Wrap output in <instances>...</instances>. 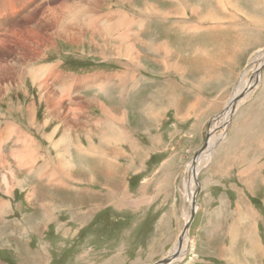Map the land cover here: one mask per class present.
Here are the masks:
<instances>
[{"label":"rangeland","instance_id":"rangeland-1","mask_svg":"<svg viewBox=\"0 0 264 264\" xmlns=\"http://www.w3.org/2000/svg\"><path fill=\"white\" fill-rule=\"evenodd\" d=\"M33 1L31 5L28 0L17 2L14 10L19 15H15L12 13L16 11L10 9L14 0H0V16L4 15L5 21L9 23L12 20L6 17L20 18L15 24L0 27V72H4L3 75L6 72L4 77L0 76V202L5 201V208H0L3 209L0 212V264H155L162 254V242L153 244L149 239L146 242L143 236L140 238L136 234L135 226L144 217L145 207L143 205L134 215L129 211L134 209L133 204L138 198L142 203L149 199L148 207L150 198L159 188L170 186L171 204L180 215L174 234L179 232V235L181 224H186L190 215L191 203L183 187L189 180L187 169L190 164L197 166L196 175L201 186L197 207L203 183L207 184L208 180L215 184L225 181L212 180L217 175L210 178L213 174L208 173L210 165L206 168L215 152L216 161H225L230 172L233 168L239 171L243 167L247 169L245 159L255 161V169L262 168L264 178L263 62L256 69L262 60L260 54L264 58V46L259 47L262 49L249 59L240 57L247 52L245 45L251 47L257 40L264 45V35L259 33L264 31V0H237L244 9L243 13L238 12V5L233 3L235 0H230L231 5L226 6L225 11L221 10L224 0H214L215 6L209 0H80L83 5H78L81 9L78 15L85 23L90 21L87 15L95 12L99 18L110 17L108 19L115 25L111 24L114 29L108 25L102 29L98 27V32H104V36L96 35L95 31L75 32L83 39L81 45L72 42L75 41L72 34L68 35L69 42L56 39L52 30L42 29L39 35L25 32L24 29L34 26L36 21L49 18L45 5L41 1ZM62 2L56 0L48 4L53 7ZM73 2L66 1V5L76 8L71 5ZM195 3L202 8L201 14L211 6L209 11L215 12L216 21L223 27L227 23L232 26L247 22L255 29V37L252 33L244 35L237 29L229 39L226 38L228 43L221 34L191 37L186 30L194 22L196 25L199 21L209 22L205 17L199 16V20L197 16H191V6ZM3 4L7 8L3 9ZM22 4L31 8L28 10L26 7L22 12ZM141 11L143 14L139 15ZM127 13L136 19L128 21ZM118 33H127L133 49L138 52L131 62L124 55L122 59L115 57L126 52L123 43L116 38ZM202 39L212 40V43H202ZM145 41H148L147 46L143 44ZM198 49L203 50V54L197 53ZM12 56L23 59L28 67L39 69L37 74L43 80L41 89L28 75L12 78ZM192 56H196V60ZM227 61L234 62L233 66H228ZM44 66H53L61 78L70 80L69 83L62 79L63 89L55 87L60 79L43 77ZM176 69L190 79V86H194L193 81L207 82L210 76L207 77L206 70L212 71V78L228 82V85L226 82L223 84L222 94L213 92L215 107L208 93H199L200 98L203 94L208 97L212 106V115L204 117L200 133H193L194 120L199 115H194L187 122L182 121L185 116L179 97L190 86L181 82L177 84ZM258 73L257 80L255 76ZM91 76H98L96 79L99 81L95 84L105 81L104 85H109V93L105 91L103 94L101 88L87 87L89 89H83L81 93L75 92L73 86L70 88L74 79L77 90H81L80 85ZM251 81L253 85L244 88ZM240 82L243 88L238 92ZM119 86L126 88L123 95L119 94ZM254 93H260V96L246 105L249 111L243 121L239 116L235 120L234 112L241 104L245 105L248 98H253ZM244 96L240 104L231 103ZM173 110L177 111L176 116H173ZM201 111L200 106L197 114ZM181 112L182 117L179 116ZM255 126L259 127L258 139L262 141L254 142ZM191 127L192 130L188 131ZM191 135L192 138L187 137ZM207 141L209 146L193 162L192 157L205 147ZM253 143L259 146H252ZM110 156L115 160L111 161ZM163 166L166 168L160 173ZM255 181L254 176L249 183L242 181L245 185L240 184L241 188L246 186L247 189L243 190L248 192V196L239 195V204L253 205V211L248 209L245 212L247 208L243 209V205L238 210L243 209L240 213L245 221L246 217L257 218L255 223L259 222L258 233L264 249V180L258 191L253 190ZM193 187V194L194 191L197 193L195 183ZM251 192L257 195H251ZM154 203L159 205L160 202ZM120 208L125 212H118ZM154 208L152 204L151 209ZM156 220L154 215L153 222ZM170 234L164 229V235L159 238L166 236L171 240ZM186 235L192 243L183 242L179 252V255H184L181 264L196 260V256L189 254L193 249V229L188 228ZM177 243L178 240L176 243L173 241L164 258L171 252L175 253ZM248 258L247 264H251L253 257L248 255ZM210 261L218 264V257ZM260 261L264 264V257L252 264H260ZM225 262L226 258L222 260Z\"/></svg>","mask_w":264,"mask_h":264},{"label":"crops","instance_id":"crops-1","mask_svg":"<svg viewBox=\"0 0 264 264\" xmlns=\"http://www.w3.org/2000/svg\"><path fill=\"white\" fill-rule=\"evenodd\" d=\"M211 2L213 3L214 0L213 1L209 0L210 4ZM230 3L231 2L229 0V4H226V6L230 7L231 5ZM233 3L238 5V8H237L238 12L240 11L241 13H243L242 11H244V9L241 6V4L237 2V0L234 1ZM213 5L215 6L214 3ZM209 9L211 10V8ZM127 16H128V13H127ZM226 16H228V13L226 14ZM198 18L200 20V17ZM207 21H209L208 24H205V22L199 21L197 25L194 24L195 23L194 22L193 23L194 26L190 28V31L189 29H187L186 31L191 33V37H196V38L200 36L202 37L203 36L205 37L215 36V35L220 36L221 34L225 36L226 43H228L226 38L229 39V36L231 35V33L235 31L236 29L238 31L243 32L244 35L245 34L249 35V33H252V36L255 35L254 33L255 29L253 27H250V25L247 22H239L232 26H231V23H227L225 27H223L221 22L216 21L215 12L212 13L210 18L209 17L207 18ZM259 33H261V35L262 34L264 35V31H261ZM211 39L214 40L213 37ZM221 40H224V39H221ZM211 41L212 40L207 39V40H203L202 43L208 42L210 44L212 43ZM257 42L259 41L257 40L255 42L256 44L252 45L251 47H247V45H245L244 46L245 51L249 53L245 52L246 54L244 55L242 54L240 57L242 59H247V58L249 59L250 56L253 55V53L260 51V49L262 48L260 49L258 48L263 47L264 45L260 42L259 44H257ZM198 51L196 52L199 54H203V50L200 51L198 49ZM179 52H182L180 48H179ZM192 58L193 60H196V56H192ZM199 60L200 58L198 59V61ZM227 63H228L227 64L228 66H233L234 62L227 61ZM206 72L208 75L207 77L210 76V79L207 80V82H204V80H200L199 82L193 81L191 83L194 86H190L188 82L190 79L186 75H184L183 77L184 72L178 71L177 69L175 70L177 84L181 82V83H187L190 86V89L188 90L186 89L185 91L182 92L181 96L179 97V100H181V102L179 103L182 104V107L184 108L183 114L185 118L182 121L187 122L188 120H191V117H193L194 115H199V116H196V119L194 120L196 126H195V130L193 133L195 134L198 132L200 133L201 127H204L202 124L204 117H209L210 115H212V106H211L210 99H208V97H206L204 94L200 98L199 93L200 92L208 93L210 95V98L214 100V107H215V98H212L213 92H217V94H220V93L222 94L224 92L223 84L226 82L216 77L212 78L214 76H211V73H212L211 70H206L205 73ZM226 84L228 85V82H226ZM253 96H254L253 98L247 99L248 102H245V105L241 104L239 109L236 110V112L233 114V117L235 118V120H236V117L239 116L243 121L244 116L247 115L249 111L248 106L246 105L252 104L250 101L258 98L260 96V93H254ZM244 98L245 96L242 99ZM200 106H201L202 111L199 112V114H197V110L200 108ZM183 114L181 112V114L179 113V116L182 117ZM174 115L175 116L177 115L176 110H173V116ZM177 123L182 124V122H177ZM241 126L242 124L240 125V128ZM258 128H259L258 126L254 127L255 129V131L253 132V135L255 136L254 142H257V140L262 141V139H258ZM191 130H192V127L188 131H191ZM243 130H245V132H249V130L247 129H243ZM187 137L192 138V135L187 136ZM252 146L258 147L259 145L257 143H253ZM215 156H216V152L214 153V156L211 157V160L208 163L207 167L206 166L205 167L208 168V166L210 165L208 173H211V172L213 173L212 175H210V178L214 177V175H217L215 177L216 179L213 178L212 180H225V181L215 184L213 182H209L208 180L207 184L203 183L204 189L201 195L199 196L198 207L196 206L195 216H194L191 226L189 227V230L193 229V232H194V237H192L193 238V249H192V252L189 254H193L194 256H196V260L194 261L190 260L183 264H212L213 262H211L210 260L213 258L215 259L216 257H218V264H221L222 260H225V258L227 262L222 263V264H228V263L229 264H247L246 260L249 259L248 255H251V257H253V259L250 261L251 264L253 263V261L257 262L260 259L263 260L264 249H263V241L258 233L259 222L257 221L255 223V220H257V218L253 220L251 219V217L248 219V217L246 216H245L246 217V221H245L243 220V217H244L243 214L240 213L245 208H247L245 209V212L248 209L250 211H253L251 207L253 205L250 204L251 206H249V204H246L244 202H243L244 205L239 204L240 202L239 195L248 196V192L244 193V190H243V189H247L246 186L245 188H241L240 184L245 185L244 182L242 181H246L247 183H249V179L254 176L256 180L255 181L256 186L253 190L256 189L255 191H258V186H260V184H263V180H264L262 168L255 169V161L249 162V160L245 159L244 163H245V166L248 167L247 169L243 167V168H240L241 171H239L233 168L230 172L229 167L225 166L226 162L223 161L222 163H220L219 161H216ZM223 159H226V158L223 157ZM226 161L227 163H229L230 160L227 159ZM239 163H236V164H239ZM164 168L166 167L163 166L160 173H162ZM212 169L214 172L212 171ZM226 179H229L230 181H226ZM169 187L167 189L159 188V190H157L155 195H153L152 198H150L148 207H146V205L149 199L148 200L145 199L146 203H142V199L138 198L136 200L137 202H134L133 204L135 205L134 209H131L129 211L130 215H134L139 210H141L144 205L145 207V211L143 212L144 217L139 221V224L135 226L136 227L135 230L137 232L136 234L140 238L143 236L146 242H147L146 239H149V242L153 244H156L157 242H162V247L160 250L162 251V254L159 257V259H157L156 261H160L161 259L164 258L163 256L170 250L171 246L173 245V241H175L176 243V241L178 240V237L180 236V234L178 236L179 232L174 234L175 226L180 223V217H179L180 215L178 216L177 209L171 204V195L169 193ZM251 195H257V194L256 192L255 193L251 192ZM241 196H240V199L243 200ZM156 201L160 202L159 205L157 203H154ZM152 204L155 207L154 209H151ZM4 205H5V201L3 200V202H0V208L4 207ZM129 205H132V204H129ZM241 205H243V209L239 212L238 208L241 209L242 208ZM2 211L3 209H0V212ZM117 211L120 213L125 212V210H123L122 208H120ZM239 213L241 216L239 215ZM154 215H156V219H157L155 222H153ZM182 222H183V217L181 219V223ZM183 226L184 225L181 224V232H182ZM164 229L166 232H169V233L171 232V234L169 235L171 237V240L167 238L166 236H164L165 237L164 239H161L162 236L164 235ZM147 233L149 235H147ZM214 252H215V255H212ZM186 256H189V255L187 254ZM260 262H261L260 264H263L262 261ZM177 264H181V262L179 261V263Z\"/></svg>","mask_w":264,"mask_h":264},{"label":"bare ground","instance_id":"bare-ground-1","mask_svg":"<svg viewBox=\"0 0 264 264\" xmlns=\"http://www.w3.org/2000/svg\"><path fill=\"white\" fill-rule=\"evenodd\" d=\"M36 1V0H35ZM38 1H41V3L42 4H44L45 5V11H47V12H49V18L48 19H40V20H38V21H36L35 22V24H34V26H28L27 28H25L24 29V31L25 32H27L28 34H37V35H39V34H41V32L40 31H42V29L44 30V31H47V30H52V34L54 35V37L56 38V39H59V40H61V41H69V40H67L68 39V35L69 34H72L71 36L72 37H75V41H72L73 43H75L76 45H81L82 44V42H83V39L81 38V36L80 35H77V34H75V32H81V33H84V31L86 32V33H93L94 31H95V34L96 35H103L104 36V32H98V27H103V26H105V25H108V26H112L113 25V23L108 19V18H110V17H107L106 18V16H104V17H102V18H99V16H96V14H95V12L94 13H90L89 15H87V18L88 17H90V21H88V23H85L80 17H79V10H81L80 8H78V5H79V7L81 6V5H83L82 4V2H80V0H73L74 2H73V4H71V5H73V6H75L76 8H71V7H68L66 4L68 3H66V1H69V0H61V1H63L62 2V4H57V6H53V7H51L50 5L51 4H48V2L49 1H53V3L56 1V0H38ZM58 1V0H57ZM72 1V0H71ZM95 1V0H94ZM97 1H99V0H97ZM125 1V0H124ZM222 1V0H221ZM225 2H224V6H222L221 7V10H223V11H225L224 9H225V6H226V4H229V0L228 1H226V0H224ZM236 1V0H235ZM17 2H22V0H14V2H12L11 4H13V6L12 7H10V9L12 8L13 10V12L14 11H16V10H14V8L16 7L15 5L16 4H18ZM34 1L33 0H28V3H29V5H31L32 3H33ZM96 2V1H95ZM127 2V1H126ZM227 2V3H226ZM40 3V4H41ZM51 3V2H50ZM76 3V4H75ZM125 3V2H124ZM131 2L129 1V4H130ZM146 3V2H145ZM25 4V3H24ZM24 4H22V12L24 11V9L26 8V9H28V7L29 6H26V5H24ZM39 4V5H40ZM127 4V3H126ZM133 4V3H132ZM212 4V3H211ZM231 4V3H230ZM4 5V4H3ZM10 5V4H9ZM95 5V4H94ZM119 5H121V4H119ZM147 5V4H146ZM151 5V4H150ZM34 6V5H33ZM36 6V5H35ZM90 6V5H89ZM98 6V5H97ZM144 6V5H143ZM191 6V5H190ZM220 6V5H219ZM85 7V6H84ZM146 7H148V6H146ZM1 8V7H0ZM4 8H7V6L6 5H4L3 6V9ZM9 8V7H8ZM21 8V7H20ZM29 8H31V7H29ZM132 9H134L135 11L137 10L136 8H135V6H133L132 5V7H131ZM149 8V7H148ZM189 8V7H188ZM211 8V7H210ZM214 8V7H213ZM36 9V7L33 9V10H35ZM44 9V8H43ZM73 9V10H72ZM110 9V8H109ZM150 9V8H149ZM9 10V9H8ZM29 10V9H28ZM75 10V11H74ZM129 10H130V8H129ZM154 10V9H153ZM169 10V9H168ZM210 9H208L207 8V10L203 13V14H201L200 12L202 11V8L198 5V4H193L192 6H191V16L192 17H205V19L206 18H210V16L212 15V13H210V11H209ZM7 11V10H6ZM82 11H83V9H82ZM88 11V10H87ZM112 11V10H111ZM147 11V9L144 11V14L142 13L143 11H141L140 12V14L139 15H145V12ZM155 11V10H154ZM1 12V11H0ZM8 12V11H7ZM19 12V11H18ZM21 12V11H20ZM19 12V13H20ZM190 12V11H189ZM4 13V12H3ZM84 13V12H83ZM167 13V12H166ZM165 13V14H166ZM170 13V12H169ZM178 13V12H177ZM1 14V13H0ZM12 14H18L17 13V11L15 12V13H12ZM12 14H10V15H12ZM68 14H70V17H68ZM121 14V13H120ZM129 14L130 13H128V19L130 20V21H134L136 18H134V17H132V18H130L129 17ZM134 14L137 16V13L136 12H134ZM183 14V13H182ZM199 14H201V15H199ZM19 15V14H18ZM85 15V14H84ZM83 15V16H84ZM124 15V14H123ZM152 15H155L154 13L152 14ZM157 15V14H156ZM186 15V14H185ZM9 16V15H8ZM82 16V15H81ZM110 16V15H109ZM167 16V15H166ZM166 16L165 17H163L164 18V20L166 19ZM0 17H2V16H0ZM3 17L5 18V16L3 15ZM0 18V27H5L7 24H10V23H13V24H15V23H17L18 21V19H20V18H13V17H6V18H11L12 20L8 23L7 21H5V19L4 18ZM140 17V16H139ZM142 17V16H141ZM171 17V16H170ZM177 17V16H176ZM79 18V19H78ZM114 18V17H113ZM150 18H152V17H150ZM160 18V17H159ZM179 18V17H178ZM78 19V20H77ZM86 19V18H85ZM145 19V18H144ZM149 19V18H148ZM161 19V18H160ZM181 19V18H180ZM184 19V18H183ZM214 19H215V17H214ZM10 20V19H9ZM109 20V21H108ZM128 20V21H129ZM86 21V20H85ZM117 21V20H116ZM143 21V20H142ZM146 21H147V19H146ZM125 23V22H124ZM142 23V22H141ZM85 24V25H84ZM112 24V25H111ZM140 24V23H139ZM187 24V23H186ZM20 25H22V24H20ZM19 25V26H20ZM120 25V24H119ZM124 25V24H123ZM13 26V25H12ZM113 26H115V25H113ZM112 26V27H113ZM194 26V25H193ZM81 27V28H80ZM125 27V26H124ZM138 27V26H137ZM192 27V26H191ZM117 28V27H116ZM141 28H142V26H141ZM201 28V27H200ZM1 29V28H0ZM89 29V30H88ZM102 29V28H101ZM112 29H114V27L112 28ZM195 29V28H194ZM30 30L32 31V32H30ZM130 30V29H129ZM103 31H105V30H103ZM140 31H142V30H140ZM189 31H190V28H189ZM100 33V34H99ZM107 33H109V32H107ZM120 33H118V36H116V38L118 39V42L119 43H123L122 45L124 46V48L126 49V52H122V53H119V55L118 56H115V57H117L118 59H122L123 58V55L126 57V59L127 60H129V62H131V60H132V58H133V60L136 58V53H138L137 51H136V49H133V45H131L132 43H130V41L128 40L129 39V35L127 34V33H123V34H120ZM132 34V33H131ZM141 34V33H140ZM82 35V34H81ZM111 35H114V34H111ZM138 35V34H137ZM134 36V35H133ZM139 36V35H138ZM52 37V36H51ZM136 37V36H135ZM108 38V37H107ZM112 38H114V37H112ZM191 38V37H190ZM111 39V38H110ZM136 39V38H135ZM105 40V39H104ZM50 41V40H49ZM70 42V41H69ZM93 42V41H92ZM104 42V41H103ZM11 43V42H10ZM134 43V42H133ZM141 43V42H140ZM162 43H163V41H162ZM94 44V43H93ZM143 44H146V46H147V44H148V41H145V43H143ZM156 44H158V43H156ZM167 44V43H166ZM85 45V44H84ZM110 45V44H109ZM136 45V44H135ZM159 45V44H158ZM95 46H97V45H95ZM107 46V45H106ZM146 46H144V49H147L146 48ZM114 48V47H113ZM46 50V49H45ZM168 50V49H167ZM121 51V50H120ZM105 52V51H104ZM106 52H109V53H111L110 51H108V50H106ZM159 53V52H158ZM259 53V52H258ZM5 55H6V53H4ZM117 54V53H116ZM178 55V54H177ZM7 56V55H6ZM102 56V55H101ZM161 56V55H160ZM263 57V54H260V59H262L261 61H260V64L257 66V68L256 69H258L260 66H261V64H262V62H263V64H264V58H262ZM104 59H107V57H103ZM110 58V57H109ZM111 59V58H110ZM11 60H12V67L14 66V70H13V68H11L10 69V74L12 75V78L13 79H20V78H22V77H24L25 75H28L29 77H30V79H32V81L33 82H35V83H38V85H39V88L41 89L42 87H43V80H40L39 79V76H38V74H39V69H34V68H32V67H28V65H27V63L23 60V59H20V58H18L17 56H12L11 57ZM109 60V59H108ZM162 60V59H161ZM119 61V60H118ZM122 61V60H121ZM159 61V60H158ZM160 62V61H159ZM26 63V64H25ZM103 63V62H102ZM137 63V62H136ZM31 64H33V63H31ZM248 64V63H247ZM262 64V65H263ZM109 65V64H108ZM124 65V64H123ZM139 65H141V64H139ZM18 66H22L21 68L20 67H18ZM125 66V65H124ZM127 67V69H128V67L129 66H126ZM125 67V68H126ZM123 68V67H122ZM135 68V67H134ZM134 68H133V70H134ZM141 68H143V67H141ZM130 69H132L131 67H130ZM165 69V68H164ZM251 69H252V67H251ZM27 70V71H26ZM139 70V69H138ZM254 70V69H253ZM9 71V70H8ZM137 71V70H136ZM138 72V71H137ZM159 72V71H158ZM3 73L4 72H0V76H2V77H4L5 76V74H6V72H5V74L3 75ZM27 73V74H26ZM38 73V74H37ZM98 73V72H97ZM255 73V72H254ZM41 74V73H40ZM103 75V74H102ZM44 76H47V77H50V78H52V79H56V77H58L59 79H60V81L57 83V84H54V86L55 87H57V88H61V89H63L62 87L63 86H65L64 85V83H62L61 82V80L63 79V82H68V81H70V80H68L67 78H64V77H62L61 78V75L59 74V72L58 73H56V71H55V68L53 67V66H44L43 67V77ZM99 76V75H98ZM98 76H94V77H92L91 76V78L89 77V78H87L86 80H85V82L82 84V86L80 85V88L79 89H81V90H77V88H76V83H75V80L73 79V82L72 83H70V88H72V86H73V89L75 90V92H78V93H81L82 91H83V89H86L87 87H89V88H101L100 90L101 91H104V93L103 94H105V91L107 92V90H108V88H109V85H104L105 84V81L102 83V84H100V85H98V84H95L97 81H99V80H97L96 78L98 77ZM100 77V76H99ZM243 77V76H242ZM41 78V77H40ZM255 78L257 79H259V73H258V75H257V77L255 76ZM3 79V78H2ZM197 79V78H196ZM257 79V80H258ZM22 80H24V79H22ZM21 80V81H22ZM57 80V79H56ZM55 80V81H56ZM65 80V81H64ZM21 81H20V83H21ZM81 81V80H80ZM123 81V80H122ZM130 81H132V80H130ZM54 82V81H53ZM124 82H126V81H124ZM69 83V82H68ZM2 84V83H1ZM6 84H7V81H6ZM19 84V83H18ZM122 85H124L123 83H121ZM244 84V83H243ZM8 85V84H7ZM248 85V84H247ZM253 85V82L251 81L250 82V84H249V86H244V88L246 87V88H250L251 86ZM256 85V84H255ZM19 86V85H18ZM21 86V85H20ZM48 86H50V85H48ZM9 87V86H8ZM237 87V86H236ZM46 88V87H45ZM89 88H87V89H89ZM243 87H242V83L240 82L239 83V87L237 88L238 89V92H240V90L242 89ZM252 88H254V87H252ZM2 89V88H1ZM10 89V88H9ZM48 89V88H47ZM119 89H120V95H123L124 94V92H125V90H126V88L124 87V86H119ZM236 89V88H235ZM99 90V91H100ZM249 90H251V89H249ZM62 91H64V90H62ZM71 91V90H70ZM60 92V91H59ZM107 93H109V92H107ZM112 93V92H111ZM262 93H264L263 91H262ZM60 94H61V92H60ZM70 95H72V93L70 94ZM60 97V96H59ZM65 97H67V96H65ZM71 97H73V95L71 96ZM107 97V96H106ZM58 99V98H57ZM67 99V98H66ZM84 99V98H83ZM239 99H240V97H239ZM236 99L234 102H231V103H235L236 102V105L237 104H240L239 102L240 101H242L243 99ZM80 101V100H79ZM88 101V100H87ZM230 101V100H229ZM260 101V100H259ZM56 102V101H55ZM58 102H59V100H58ZM62 103V102H61ZM229 103V102H228ZM230 103V104H231ZM57 104V103H56ZM80 104V103H79ZM230 104L228 105V106H230ZM52 105H54V104H52ZM59 106V105H58ZM68 106V105H67ZM66 106V107H67ZM62 108V107H61ZM47 109V108H46ZM56 109V108H55ZM230 109V108H229ZM56 110H60V108H58V109H56ZM62 110V109H61ZM107 112V111H106ZM235 113V112H234ZM59 114V113H58ZM108 114H109V112H108ZM224 115V113H222L221 114V116H223ZM60 116V115H59ZM227 116V115H226ZM224 119H227V118H224ZM223 123H225V122H223ZM222 124V123H221ZM227 124V123H226ZM227 126V125H226ZM218 128V127H217ZM112 138H113V136H112ZM110 139V138H109ZM110 141V140H109ZM113 141V140H112ZM114 143V142H113ZM209 146V144H208V141H207V144L205 145V149L207 148ZM113 147V146H112ZM204 149V150H205ZM203 150V151H204ZM202 151V152H203ZM207 151V150H206ZM205 151V152H206ZM105 152V151H104ZM106 153V152H105ZM106 155V154H105ZM106 158H107V156H105ZM200 156H198V158H199ZM208 157H209V154L207 153L206 154V162H207V160H208ZM108 158H110V160L111 161H114L115 160V157H112V156H110V157H108ZM197 158V159H198ZM104 159V158H103ZM196 159V160H197ZM195 160V161H196ZM104 162V161H103ZM193 164V165H192ZM192 164H190V166L188 167V175H189V180L188 181H185V184H184V191H185V194L188 196V200H189V204L191 203V205H190V207L193 205V201H194V204H195V206H194V209L196 210V206H197V197H198V195H199V193H200V191H201V186H200V184H199V181L197 180V175H196V173L198 172V169H197V166H196V168H195V164L194 163H192ZM109 167V166H108ZM110 170V169H109ZM112 172V171H111ZM114 173V172H113ZM197 180V181H196ZM184 182V181H183ZM194 183H195V187H198V192H197V196H196V191H194V194H193V189H194V187H193V185H194ZM199 187H200V189H199ZM195 190H196V188H195ZM185 198H187V197H185ZM188 204V203H187ZM189 206V205H188ZM189 207V208H190ZM196 212V211H195ZM189 220V219H188ZM191 225V224H190ZM187 231L184 233V236H183V238H182V241H181V244L179 245V243H177V245L175 244V246H174V250H175V252H178V257L176 258H174L169 264H174V263H176L177 261L179 262L183 257H184V255H179V252H180V249H181V247H182V245H183V242L185 241V243L186 242H189L188 241V238H187ZM179 236V235H178ZM189 243H192L191 242V239H190V242ZM187 245V244H186ZM190 246V245H189ZM177 248V249H176ZM191 248H193V246L191 247ZM182 250H184V248L182 249ZM174 253L173 252H171V253H169V255L167 256V257H169V256H171V255H173ZM182 254V253H181ZM166 257V258H167ZM165 259V258H164ZM176 259V260H175Z\"/></svg>","mask_w":264,"mask_h":264},{"label":"water","instance_id":"water-1","mask_svg":"<svg viewBox=\"0 0 264 264\" xmlns=\"http://www.w3.org/2000/svg\"><path fill=\"white\" fill-rule=\"evenodd\" d=\"M204 149H205V147L203 146L197 153L194 154V156L192 157L193 162L198 158V156L201 155V153H202V151ZM197 192H198V190H197ZM196 196H197V193H196ZM194 206H195V204H194V201H193V205L190 207V210H188L189 213H190L189 220L186 222V224H184V228L182 229V232H181L180 237L178 239L179 245L181 244V241H182V238L184 236V233L186 231H188V228L190 227V224L192 223V221L194 219L195 211H196L194 209ZM177 256H178V252H175L173 255H171V256H169V257H167L165 259H162V260L158 261L155 264H169Z\"/></svg>","mask_w":264,"mask_h":264}]
</instances>
